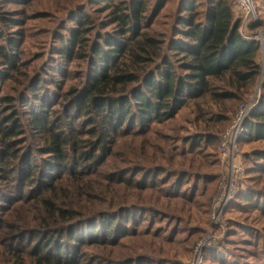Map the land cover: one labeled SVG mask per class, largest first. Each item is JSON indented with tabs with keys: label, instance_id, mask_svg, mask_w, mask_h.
I'll return each instance as SVG.
<instances>
[{
	"label": "rangeland",
	"instance_id": "rangeland-1",
	"mask_svg": "<svg viewBox=\"0 0 264 264\" xmlns=\"http://www.w3.org/2000/svg\"><path fill=\"white\" fill-rule=\"evenodd\" d=\"M183 1L150 0L152 8L165 2L154 30L172 34ZM101 2L0 0V17L15 20L10 25L0 23V46L11 51L12 39L16 45L13 66L0 56V110L23 125L19 137H0V158L6 156L9 171L5 177L0 166V264H42L35 248L48 216L33 201L19 199L35 191L38 179H17L13 164L25 163L24 154L32 150L33 162L42 166L47 158L41 146L48 133L36 131L30 122L34 106L46 102L51 116L62 118L60 126L67 130L73 124L89 128L88 122L95 118L94 113L79 116L75 111L70 117L71 94L83 84L89 66L78 57H62L58 48L81 14H89L93 21L86 39L96 40L100 32L112 31ZM256 4L257 28H264V0ZM246 25L242 32H255L251 22ZM39 85L42 88L37 89ZM238 104H217L207 98L143 129L139 122H126L102 162L84 176L63 174L59 195L93 186L92 202L86 203L81 215L88 221L74 230L78 252L64 259L71 264H264V159L255 155L264 152V140L240 142L237 159L244 172L237 195L222 211L214 209L227 172L220 146L231 122L223 116L229 114L228 106L235 111ZM8 144L17 157L5 153ZM69 168L84 170L73 163ZM107 226L114 238L112 233L109 239L102 237Z\"/></svg>",
	"mask_w": 264,
	"mask_h": 264
},
{
	"label": "trees",
	"instance_id": "trees-1",
	"mask_svg": "<svg viewBox=\"0 0 264 264\" xmlns=\"http://www.w3.org/2000/svg\"><path fill=\"white\" fill-rule=\"evenodd\" d=\"M100 1L108 10L107 25L114 26L112 31L100 32L96 40L86 39L93 21L89 14H81L75 19L77 26L69 28V38L62 40L58 48L62 57H78L89 66L83 84L71 94L74 98L68 106L69 115L73 111L79 116L94 113L95 118L88 122L89 128L73 124L67 130L60 126L62 118L51 116L46 102L34 106L30 122L36 131L48 133L41 146L47 158L42 166L33 162L32 150L24 154L25 163L13 164L17 179L24 176L38 179L35 191L19 199L33 201L48 216L35 248L42 264H71L64 258L78 252L74 230L88 221L81 215L85 214L86 203L92 202L93 186L86 185L74 192L63 190V195H59L57 187L65 177L63 174L84 176L81 174L102 162L115 136L123 131L124 123L139 122L143 129L175 117L192 102L207 98L217 104L239 101L235 111L233 106L225 109L228 115L232 114L223 116L230 124L239 105L253 95L252 89L257 88L260 79L261 47L239 31L241 21L236 17L234 0H184L172 25L173 32L167 36L154 30L165 2L152 8L150 0ZM1 22L10 25L15 20L3 15ZM257 25L253 22L251 28ZM10 44L14 50L13 39ZM5 48L0 46V56L13 66L14 52ZM22 128L19 120L0 110V137L4 140L19 137ZM244 140H264V80L259 101L249 113L237 145ZM10 147L8 144L5 153L9 158L11 154L17 157L18 153L13 154ZM255 155L264 159V152ZM3 157L0 166L6 177L8 161ZM72 163L84 170L70 169ZM60 227L63 228L59 230ZM112 232L109 226L101 230L105 239ZM62 237L69 242L61 240Z\"/></svg>",
	"mask_w": 264,
	"mask_h": 264
},
{
	"label": "built area",
	"instance_id": "built-area-1",
	"mask_svg": "<svg viewBox=\"0 0 264 264\" xmlns=\"http://www.w3.org/2000/svg\"><path fill=\"white\" fill-rule=\"evenodd\" d=\"M234 11L237 18L240 19V32L260 44L261 47V74L257 89L254 94L246 101L242 102L235 114L233 122L224 134L220 152L223 165L226 166V175L221 182L219 193L214 201V209L222 211L238 191L239 180L243 175V166L238 162L237 142L244 132V123L257 105L260 98L261 85L264 80V28H256L254 33L246 34L242 32L247 28V23L257 22L258 7L256 0H234Z\"/></svg>",
	"mask_w": 264,
	"mask_h": 264
}]
</instances>
